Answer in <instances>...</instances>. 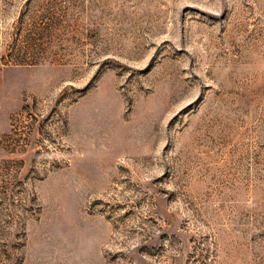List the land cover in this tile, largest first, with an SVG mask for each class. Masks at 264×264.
Segmentation results:
<instances>
[{"label":"rangeland","instance_id":"obj_1","mask_svg":"<svg viewBox=\"0 0 264 264\" xmlns=\"http://www.w3.org/2000/svg\"><path fill=\"white\" fill-rule=\"evenodd\" d=\"M0 264H264V0H0Z\"/></svg>","mask_w":264,"mask_h":264}]
</instances>
